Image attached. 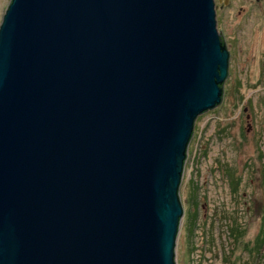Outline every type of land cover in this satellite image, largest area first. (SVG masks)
<instances>
[{
	"label": "water",
	"instance_id": "water-1",
	"mask_svg": "<svg viewBox=\"0 0 264 264\" xmlns=\"http://www.w3.org/2000/svg\"><path fill=\"white\" fill-rule=\"evenodd\" d=\"M214 0H11L0 264H175L197 117L222 102Z\"/></svg>",
	"mask_w": 264,
	"mask_h": 264
},
{
	"label": "rangeland",
	"instance_id": "rangeland-1",
	"mask_svg": "<svg viewBox=\"0 0 264 264\" xmlns=\"http://www.w3.org/2000/svg\"><path fill=\"white\" fill-rule=\"evenodd\" d=\"M226 2L215 20L228 77L188 144L175 264H264V0Z\"/></svg>",
	"mask_w": 264,
	"mask_h": 264
},
{
	"label": "flooded vegetation",
	"instance_id": "flooded-vegetation-1",
	"mask_svg": "<svg viewBox=\"0 0 264 264\" xmlns=\"http://www.w3.org/2000/svg\"><path fill=\"white\" fill-rule=\"evenodd\" d=\"M219 3V4H218ZM218 3H216V0H214V5H215V10H216V12H215V16H216V14L217 15H219L218 14V11H220V7H222V6H225V4L227 3L226 2V0H218ZM218 8H219V10H218ZM220 39H221V41H222V44L225 46V48H226V50H227V47H226V44H225V41H224V39H223V37L222 36H220ZM227 52H228V58L231 56V53L227 50ZM227 77H228V75H227ZM227 79V78H226ZM224 94V93H223ZM223 99V98H222Z\"/></svg>",
	"mask_w": 264,
	"mask_h": 264
},
{
	"label": "trees",
	"instance_id": "trees-1",
	"mask_svg": "<svg viewBox=\"0 0 264 264\" xmlns=\"http://www.w3.org/2000/svg\"><path fill=\"white\" fill-rule=\"evenodd\" d=\"M10 3H11V1H10ZM10 5V4H9ZM8 8V7H7ZM224 84V83H223ZM223 84L221 85V88H222V90H223ZM235 233H236V231H235Z\"/></svg>",
	"mask_w": 264,
	"mask_h": 264
},
{
	"label": "built area",
	"instance_id": "built-area-1",
	"mask_svg": "<svg viewBox=\"0 0 264 264\" xmlns=\"http://www.w3.org/2000/svg\"><path fill=\"white\" fill-rule=\"evenodd\" d=\"M187 160V159H186Z\"/></svg>",
	"mask_w": 264,
	"mask_h": 264
}]
</instances>
